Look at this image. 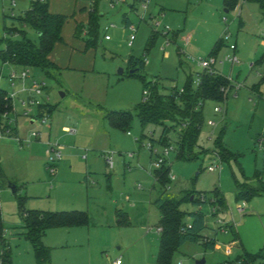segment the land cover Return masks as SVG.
<instances>
[{"label": "rangeland", "instance_id": "1", "mask_svg": "<svg viewBox=\"0 0 264 264\" xmlns=\"http://www.w3.org/2000/svg\"><path fill=\"white\" fill-rule=\"evenodd\" d=\"M48 1L50 11L68 16L63 43L56 44L51 54L59 66L66 67L50 73L31 70L46 85L38 99L46 100L48 107L40 111L36 105L33 113L26 115L22 99L27 94L20 92L9 118L4 117V123L17 129L20 137L27 138L32 132L43 136L21 145L0 129V258L5 248L12 264H39L25 235L23 211L80 210L88 213V225L47 230L43 242L50 249L49 264H116L118 259L122 264H159L161 212L155 200L205 192L208 203L201 207L184 202L181 208L186 212L203 210L207 224L203 235L215 238L217 248L186 242L174 253L172 263L197 264L204 259L205 264H242L239 257L245 244L256 247L264 231V194L237 199L240 186L256 189L264 185V168L257 170L258 158L264 160V143L262 148L258 143L264 141V12L259 5L251 3L256 9L248 17L245 10L241 13L242 0L230 10L225 0H120L115 5L99 0L95 5L97 45L86 48L83 45L95 37L87 34L90 0ZM30 5L31 0H0V52L9 37L7 28L22 26L14 17L23 15ZM76 19L80 28L74 36ZM26 32L37 40L33 28L26 27ZM220 37L225 45L234 44L237 38L242 52L237 54L239 62L233 72L228 62L220 63L227 46L215 56L217 71L231 79L232 87L224 101L205 100L195 157L182 158L180 126L171 121L143 126L136 107L146 97L144 90L150 94L154 84L167 95L175 87L184 88L188 80L196 87L197 73L203 71L199 61L209 57ZM131 56L145 59L143 70L131 74ZM10 70L20 69L0 57V76H7ZM0 87L11 91L6 77L0 78ZM216 107L222 111L217 112ZM111 110H129L130 127L112 126L105 116ZM40 114L49 119L50 136ZM65 124L77 133L63 130ZM165 125L173 149L164 166L170 167L169 175L175 178L161 188L156 162L167 147L159 142ZM47 141L66 147L62 159L55 162L54 174L49 169ZM219 142L233 155L219 158ZM107 152L112 153L113 168L107 162ZM217 164L221 169L210 171L209 167ZM217 190L224 195L226 206L211 202ZM220 222L236 227L242 236L237 245L230 232L219 231Z\"/></svg>", "mask_w": 264, "mask_h": 264}, {"label": "trees", "instance_id": "2", "mask_svg": "<svg viewBox=\"0 0 264 264\" xmlns=\"http://www.w3.org/2000/svg\"><path fill=\"white\" fill-rule=\"evenodd\" d=\"M99 0H90L89 28L87 34L95 36L94 39H88L86 48L97 45L98 16L96 13V4ZM251 3H257L264 11V0H242ZM226 7L233 9L238 5L240 0H225ZM22 26L7 28L9 37L5 39V47L1 50V58L4 62H10L17 67H27L31 69H39L45 73H50L56 64L51 61L50 54L55 45L63 42L62 31L67 22L68 16L59 13H52L49 9L48 0H31L29 10L23 15L14 17ZM129 25V23H126ZM26 27L33 28L37 32V40L28 37ZM77 26V30L79 32ZM81 32L79 33V36ZM224 46V38L221 37L213 46L209 56H216ZM132 69H136L135 74L145 67V59L131 56L128 61ZM200 77L201 84L194 87L192 80H188L187 84L181 92V89L173 88L170 95L162 94L158 91L157 85H153L150 89L149 96L145 97L143 102L136 107V112L142 125L149 123L164 124L171 121L174 125L181 128L178 136L180 145V156L182 158L192 159L194 147L200 134L203 124L202 107L205 100L214 99L216 101H224L227 98V90L231 89V81L228 77L209 71H201L197 73ZM228 89L226 90V88ZM49 104L39 106V110L48 107ZM13 101L8 95L7 90L0 87V129L5 132L7 124L4 123L5 114L13 110ZM43 114H40L42 116ZM106 117L109 123L121 129L126 130L132 122V113L129 110H111L107 112ZM168 126H164L159 142L170 146L167 137ZM12 136V135H9ZM221 151L219 155L221 159H227L232 156L229 150L223 147L219 142ZM227 152L228 154H225ZM186 153V154H185ZM223 156V157H222ZM225 156V157H224ZM229 158V157H228ZM166 164V163H165ZM163 164L156 170L157 181L161 188H166L171 182L169 175L170 167ZM252 189H254L252 187ZM246 185L240 186L237 193V199L250 200L253 196L264 194V185L252 190ZM216 196L211 199L212 203L226 206V199L221 191H216ZM204 196V200L202 199ZM194 196L193 199L191 197ZM184 202H193L201 207L208 203V197L205 192H201L198 196L187 194L182 199L159 197L155 200L156 206L161 212L159 222L160 230V247L157 255L159 264H173L172 258L174 253L186 242L199 243L203 242L206 248L214 249L216 245L215 238L206 237L203 231L207 227L206 215L200 208L197 211L186 212L181 208ZM217 211L213 213L216 215ZM25 235L32 242L35 255L39 264L50 263V249L44 244L43 238L48 229L54 227H80L89 224V215L86 211L70 210V211H41L29 210L22 212ZM187 216L189 220H187ZM229 232L232 234V240L236 241L239 236L233 224H227ZM220 229V227L218 228ZM0 238H2V221L0 215ZM242 264H256L261 260L264 264V250L258 253H250L244 250L243 255L239 257ZM0 264H12L9 251L5 248L1 253Z\"/></svg>", "mask_w": 264, "mask_h": 264}, {"label": "built area", "instance_id": "3", "mask_svg": "<svg viewBox=\"0 0 264 264\" xmlns=\"http://www.w3.org/2000/svg\"><path fill=\"white\" fill-rule=\"evenodd\" d=\"M110 1H111L112 5L118 4L120 2V0H110ZM157 25H159V22L157 23ZM105 29H108V27H106ZM132 29L134 30L135 27L132 26ZM262 35L264 36V30H263ZM229 36L230 35L227 34L225 36V38L227 39ZM106 38L109 39L110 36L106 35ZM229 48L232 50V53L226 55L225 59L222 60L221 62H230L232 64L238 63L239 58L235 52L236 48H237L236 44L235 43L230 44ZM216 63H217V59L214 56H209L208 58L201 59L199 61V64L203 67V71L219 73L217 71V69L215 68ZM19 69H20L19 71L10 70V72L7 76L2 75V76H0V78L6 77L8 79L10 86H11V91L10 92L7 91V92H8V95L11 97L12 101L14 100V98H16L20 94V92H24L27 94L26 98L22 99V106L24 107L25 114L29 116L31 113H33V107L34 106H36V105L41 106L46 102V100L44 102V101H41L38 99L39 96H42L44 94L46 85L44 82L38 81L35 78V76L31 74V70H32L31 68L19 67ZM229 80L231 81V79H229ZM196 84H197V86H199L201 84V80H200L199 76L197 78ZM180 91L183 92V89H181ZM144 94L146 95V97L149 96V91L144 90ZM13 107H14V105H13ZM215 110L217 112L222 111V109L220 107H216ZM40 117H41L42 123L48 124L49 119L47 116L42 115ZM5 118H9V116H7L5 114ZM7 125L8 126L5 129V132L8 135L14 136L21 143V145H26V144L29 145V143H31L32 139L37 140V139L41 138L40 132H32L29 138H21L20 136H18L16 134L15 129H13L9 124H7ZM47 127L50 128L51 125L48 124ZM65 131H67L70 134H76V132H77V130L75 128H70V127L65 128ZM258 143L260 145V148H262V145L264 143L263 139H259ZM47 144L48 145H47L46 153H47V157L49 160V169H50L51 173L54 174L56 172L55 162L62 159L64 151H65V146L59 142H48ZM172 149H173V147H170V146H167L165 148L164 152L162 153V155L159 157V159L156 162L158 168L167 162V155L169 154V151ZM152 150H153V147H151V151ZM155 152H156V150H155ZM105 156H107L108 164L112 167L114 165L112 153L107 152L105 154ZM217 156L220 158L219 154H217ZM220 163H222V162H220ZM209 169H210V171H215L216 169H221V164H217L215 166H210ZM170 178H171V180H173L175 178V176L172 175ZM202 199L204 200L203 195H202ZM216 211H217V209L214 208L212 213H214ZM220 223L221 224L219 226L220 227L219 231H221L223 233H229V228L227 227V224L224 222H220ZM160 230H161V228H159V231ZM120 263H121V261H120V259H118L117 264H120Z\"/></svg>", "mask_w": 264, "mask_h": 264}, {"label": "crops", "instance_id": "4", "mask_svg": "<svg viewBox=\"0 0 264 264\" xmlns=\"http://www.w3.org/2000/svg\"><path fill=\"white\" fill-rule=\"evenodd\" d=\"M260 7V6H259ZM85 8V7H84ZM49 9H50V4H49ZM256 8H254V6H251V2H246V1H242V8H241V13L245 10L246 11V14H247V16L248 17H250V14H251V12L252 11H254ZM261 9V8H260ZM262 10V9H261ZM263 11V10H262ZM51 12L52 13H56V11H54V10H52L51 9ZM264 12V11H263ZM75 16V15H74ZM68 21V20H67ZM129 23L130 24V20L129 19H127V21H126V23ZM67 23V22H66ZM65 23V24H66ZM75 29H74V36H76L75 35V32H76V30H77V25H78V23H79V20H75ZM64 29V28H63ZM62 33H63V31H62ZM62 36H63V34H62ZM221 38V37H220ZM64 40V39H63ZM219 40V38L216 40V42ZM215 42V43H216ZM59 43H63V42H59ZM215 43H214V45H215ZM58 44V43H57ZM235 44H236V46H237V48H236V54H238V53H242L240 50H239V48H238V41H237V38H236V41H235ZM83 45V44H82ZM213 45V46H214ZM56 46V45H55ZM83 46H86V44H84ZM83 46H81L80 47V50L78 51V53H80V51H82L83 49ZM224 46H227V49H228V51H227V54L226 55H228V54H231L232 53V50L229 48V45H225L224 44ZM213 48V47H212ZM212 50V49H211ZM211 52V51H210ZM210 52H209V54H210ZM52 54V53H51ZM50 54V59H51V61H53L55 64H56V66L58 67V68H65L66 66H59L54 60H53V57H52V55ZM74 55V54H73ZM72 55V56H73ZM80 55H81V53H80ZM220 63L221 64H225V63H227V62H221L220 61ZM228 64H230V71L231 72H233V70H234V68H235V64L236 63H234V64H232V63H230V62H228ZM215 66H216V64H215ZM216 68V67H215ZM221 74V73H220ZM223 75V74H222ZM229 91L231 90V89H228ZM227 90V91H228ZM260 94H262V93H260ZM227 97H228V93H227ZM105 116H106V114H105ZM34 122H36V120H34L33 118L31 119V123L32 124H34ZM68 127H70L69 125H63V127H62V129L63 130H65V128H68ZM48 128V130H49V136L51 135V130H52V127H47ZM71 128V127H70ZM102 131H105V128L103 127L102 128ZM15 132H16V134L19 136V133H18V130L17 129H15ZM77 133V132H76ZM73 135H75V134H73ZM30 136V135H29ZM29 136L27 137V138H29ZM42 134H41V138L40 139H37V141L38 140H41L42 139ZM21 138H24V137H21ZM48 140H50V139H48ZM106 140L107 141H110L109 140V138H106ZM48 142V141H47ZM47 142L46 143H44L45 145H46V149H47ZM65 149H66V147H65ZM74 154V153H73ZM66 163V162H65ZM113 168V167H112ZM261 195V194H260ZM160 219H161V217H160ZM159 222H160V220H159ZM159 222H158V230H159ZM80 227H83V226H80ZM264 227V226H263ZM68 229H71V228H75V227H67ZM234 228H235V230H236V232H237V234H238V236H239V239L238 240H236V241H233V244H234V246L235 245H237L238 243H239V241H240V239L242 238V236L240 235V233L238 232V230L236 229V227L234 226ZM47 233V232H46ZM46 235V234H45ZM252 240V239H251ZM241 243V242H240ZM251 243H252V241H251ZM246 246L244 247V250L245 251H247V252H250V253H258V252H260V251H262V250H264V231H263V233H262V235H261V238L259 239V242H258V245H256V247H250V246H247V244H245ZM159 247H160V231H159ZM215 248H217V244L215 245ZM116 264H117V261H116ZM120 264H122V263H120Z\"/></svg>", "mask_w": 264, "mask_h": 264}, {"label": "water", "instance_id": "5", "mask_svg": "<svg viewBox=\"0 0 264 264\" xmlns=\"http://www.w3.org/2000/svg\"><path fill=\"white\" fill-rule=\"evenodd\" d=\"M226 11L228 12V9H226ZM135 71H136V69H131V73H133ZM119 72L123 73L124 70L121 69ZM63 95H64V93H63ZM263 168H264V160L262 158H258V160H257V170L258 171H262ZM11 187H12L13 191H15V192L18 190L17 187L14 186V185H12ZM193 198H194V196L191 197V199H193ZM197 264H205V260L203 259L201 261H198Z\"/></svg>", "mask_w": 264, "mask_h": 264}]
</instances>
